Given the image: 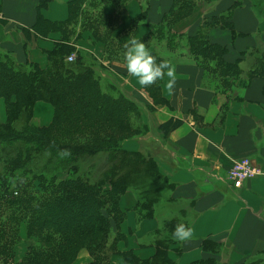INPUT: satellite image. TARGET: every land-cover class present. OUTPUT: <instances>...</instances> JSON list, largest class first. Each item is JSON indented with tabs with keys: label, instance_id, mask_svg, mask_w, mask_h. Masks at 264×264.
Segmentation results:
<instances>
[{
	"label": "trees",
	"instance_id": "1",
	"mask_svg": "<svg viewBox=\"0 0 264 264\" xmlns=\"http://www.w3.org/2000/svg\"><path fill=\"white\" fill-rule=\"evenodd\" d=\"M40 1L42 5L48 0ZM90 1L69 0L68 16L63 21L39 16L37 28L41 35L61 33L60 41L47 51L45 66L26 62L24 67L8 55L0 59V98L5 112L0 122V264H75L80 251L88 252L87 264H109L115 253H120L124 264H173L167 251L178 239L172 233L177 225L187 227L185 217L165 220L167 229L158 234L154 253L146 259L131 250L117 249L119 225L125 216L119 196L132 189L139 215L149 217L161 192L170 184L158 170L152 150H127L114 139L139 132L129 123V114L139 113L137 104L121 94L103 91L100 77L88 59L81 60L77 55L80 60L76 62L66 60L73 50L68 42L79 18L83 29L91 30L104 42L106 53L118 50L123 55L138 27L147 24L141 23L147 8L122 30L129 34V40L118 41L110 32L119 21L120 9L116 5L121 0H111L112 14L99 11L93 17L83 7L85 3L88 7ZM196 2L172 0L161 21L151 24L150 30L134 40L154 38L171 50L184 42V52L200 64L219 67L216 69L223 78L242 74L264 79V42L250 47L245 60L241 56L229 62L224 58L225 44L208 38L206 31L210 27L231 28L228 13L203 21L192 35L172 29ZM151 55L156 64L165 61L162 56ZM149 86L156 88L157 81ZM37 100L52 104L50 124L33 122ZM176 123L168 120L159 127L166 133ZM112 128L115 131H107ZM100 153L105 156L103 162L97 158ZM15 243L26 246L19 258L16 249L14 254Z\"/></svg>",
	"mask_w": 264,
	"mask_h": 264
},
{
	"label": "crops",
	"instance_id": "2",
	"mask_svg": "<svg viewBox=\"0 0 264 264\" xmlns=\"http://www.w3.org/2000/svg\"><path fill=\"white\" fill-rule=\"evenodd\" d=\"M68 1L48 0L41 5L40 0H0V54L45 66L47 51L60 41L61 33L41 35L37 21L39 16L49 21L65 20ZM196 1L193 10L173 24L176 33L195 34L203 21L210 22L228 13L231 28L213 26L206 31L211 41L225 44V60L231 62L241 56L245 60L250 47L264 42V0ZM120 2L116 5L120 9L119 21L110 32L118 41L129 40V34L122 30L145 7L141 23L147 24H141L132 39L150 30L151 24H158L172 5V0ZM89 3L83 7L92 17L99 11L106 15L113 12L111 0ZM78 23L68 43L97 61L94 68L98 75L109 74L108 69L118 75L125 82L128 96L138 104L141 131L127 137L123 146L127 150L148 149L155 153L157 168L170 184L159 200L170 204L176 212L173 216L185 217L187 227L191 228L189 239L170 244L169 260L173 264H264V79L242 74L223 78L216 69L219 67L200 64L186 52H182L184 57L168 60L171 49L165 50L162 43L163 49L157 50L149 44L151 38L146 37L139 42L145 44L150 54L168 60L175 69L176 83L167 89L169 78L164 76L157 80L156 88L143 86L127 72L125 59L109 68L102 60L105 44L91 30L80 26V18ZM48 105L47 101L35 102L33 116L37 122L50 120ZM4 119V101L0 98V121ZM168 120L177 123L164 133L159 126ZM241 157L250 158L261 172L240 187H233L228 170ZM120 207L126 209L123 230L127 239L121 241L119 250H131L140 259L149 258L170 208L163 210L161 205L153 215L141 217L132 193L122 196ZM111 256L109 264H124L121 255L119 260V255ZM81 258L76 264L89 261V255Z\"/></svg>",
	"mask_w": 264,
	"mask_h": 264
},
{
	"label": "rangeland",
	"instance_id": "3",
	"mask_svg": "<svg viewBox=\"0 0 264 264\" xmlns=\"http://www.w3.org/2000/svg\"><path fill=\"white\" fill-rule=\"evenodd\" d=\"M126 38V37H125ZM72 39V38H71ZM127 40V39H126ZM157 42H159L158 40H156V39H149V44L151 45V46H153V47H155L157 50H159V48H160V51L163 49V47H162V44H156ZM161 43V42H160ZM184 42L183 43H181V45H180V47H178V48H176V49H174V50H171V52H169V55L166 57L168 60H170V59H176V58H180L181 56H183L184 57V55L182 54V52H184L185 51V48H184ZM70 46H72V48H73V50H71V52H69V54L70 55H72L73 56V59L70 61V62H72V61H74V62H76V60H80V57H81V60H82V58L83 59H88L87 61L88 62H91L93 65H97V61H95L94 60V58L93 57H91V56H85V55H83L82 54V52H81V50H79V49H77L73 44H70ZM103 46H104V42H103ZM165 50H168V48L167 47H165ZM125 52V51H124ZM118 54V55H117ZM77 55H79L80 57H77ZM124 56L125 55H119V51L118 50H115V51H113V52H111L110 54L109 53H105L104 55H102V60H104V62L107 64V65H109V68H112V66H117L119 63H122L123 62V59H124ZM0 59H5L4 57H3V55L2 54H0ZM14 61H15V63H20V64H22V65H24V67L26 66L25 64H26V62H19L18 60H16V59H13ZM107 60V61H106ZM68 61V60H67ZM165 61H167L166 59H165ZM99 64V63H98ZM104 66V65H103ZM100 67H102L101 65H100ZM94 70H95V68H94ZM95 73H96V71H95ZM106 73H109V74H106V75H101V74H99V82H100V85H101V88H102V90L103 91H105V92H108L109 94H112V95H118V94H121V95H123L125 98H129L130 100H132L129 96H128V94L126 93V90H125V88H124V85H125V82H123L122 81V79H120V77L118 76V75H116V74H114V73H111L110 71H109V69L106 71ZM97 74V73H96ZM98 75V74H97ZM42 101H44V100H42ZM49 103V102H48ZM137 106H138V104H137ZM48 107H49V109H48V111H50V120L47 122V123H39V122H37L34 118V116H33V112H34V110L32 111V119H33V122L36 124V125H38V124H42V125H47V124H50L51 123V121H52V118H53V114H54V109H53V106H52V104L51 103H49V105H48ZM33 109H34V106H33ZM40 109H42V110H44V108L42 107V106H40ZM42 110H40L41 111V113H43V111ZM138 114H135V112H133V113H130L129 114V117H130V121H129V123H130V125L131 126H133V127H139V132L138 133H140V122H139V120L137 119V116ZM107 117H108V115H107ZM110 121V120H109ZM1 122V121H0ZM109 130H114L115 131V129L114 128H112V129H108L107 131H109ZM114 139H116V142H117V145L119 146V145H121V147L122 148H124L125 149V147L123 146V142H124V140L126 139V137H124V136H120V135H118L116 138H114ZM97 158H100V161H102L103 162V160L105 159V156H104V154L103 153H100V155H99V157H97ZM127 193H132L133 194V196H134V201L136 200V195H135V193H134V191L131 189V190H128V191H126L124 194H122L121 196H119V204H121V198H122V196H124V195H126ZM161 205H163V207H162V209L164 210H168V208H170V213L168 214V216L169 217H172L173 215H175L176 214V212L173 210V208H171L166 202H162V201H160L159 200V202L156 204V206H155V208L156 209H159V206L161 207ZM122 210H126V209H124V208H121ZM88 211H86V216L85 217H87L88 216V213H87ZM81 215V214H80ZM124 215H126V211L124 212ZM166 215V214H165ZM125 216H124V218H123V220L121 221V223H120V225H119V230H120V234H119V236H118V239H117V249L119 250V247L118 246H120V243H121V241L122 240H126L127 239V234L124 232V228H123V221L125 220ZM166 219H169L168 217L166 218ZM165 219V220H166ZM165 220H163V221H165ZM164 229H167L166 227H163ZM24 235V234H23ZM109 241H110V239H109ZM33 242H34V240H33ZM23 244H25V243H15L14 245V254H15V249L17 250V256H18V258L19 257H21V255L24 253V251H25V249H26V246L25 245H23ZM109 251V249L107 250V252ZM116 254V256H118L119 258H118V260L120 259V253H115ZM88 255V252L87 251H80L79 253H78V255H77V257H76V259H75V264H76V262L77 261H79V260H81L82 258H81V256H87ZM79 257V258H78ZM112 257V256H111ZM78 259V260H77ZM110 260H111V258H110ZM121 264V263H120Z\"/></svg>",
	"mask_w": 264,
	"mask_h": 264
},
{
	"label": "clouds",
	"instance_id": "4",
	"mask_svg": "<svg viewBox=\"0 0 264 264\" xmlns=\"http://www.w3.org/2000/svg\"><path fill=\"white\" fill-rule=\"evenodd\" d=\"M124 59L127 72L135 77L140 85H151L164 76L169 78L166 83L167 89H172L176 83L175 69L166 61L156 64L143 42L131 40L126 46ZM172 235L178 240H187L191 237L192 231L181 224L175 227Z\"/></svg>",
	"mask_w": 264,
	"mask_h": 264
},
{
	"label": "built area",
	"instance_id": "5",
	"mask_svg": "<svg viewBox=\"0 0 264 264\" xmlns=\"http://www.w3.org/2000/svg\"><path fill=\"white\" fill-rule=\"evenodd\" d=\"M68 61L73 59L72 55L67 56ZM261 172L260 168L252 163L250 158L241 157L233 161L228 170V180L233 187H240L243 182Z\"/></svg>",
	"mask_w": 264,
	"mask_h": 264
}]
</instances>
